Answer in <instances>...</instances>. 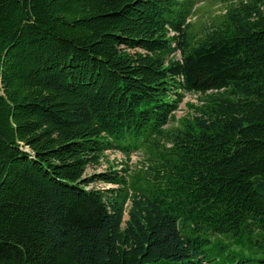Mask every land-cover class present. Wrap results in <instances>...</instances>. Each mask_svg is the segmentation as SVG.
<instances>
[{"label":"trees","instance_id":"1","mask_svg":"<svg viewBox=\"0 0 264 264\" xmlns=\"http://www.w3.org/2000/svg\"><path fill=\"white\" fill-rule=\"evenodd\" d=\"M194 9L0 0V264H243L230 249L244 241L264 253V0L198 39ZM185 94L202 102L170 125ZM107 150H144L147 176L87 174Z\"/></svg>","mask_w":264,"mask_h":264},{"label":"rangeland","instance_id":"2","mask_svg":"<svg viewBox=\"0 0 264 264\" xmlns=\"http://www.w3.org/2000/svg\"><path fill=\"white\" fill-rule=\"evenodd\" d=\"M242 0H195V9L189 19V33L192 37L198 39L209 29L220 26L226 21L225 13L231 5L239 4ZM179 57V55H177ZM201 96L199 94H185L183 101L180 103L178 110L174 114V121L170 125L178 124L182 118L192 117L196 114L195 108L201 104ZM103 167L96 170L89 168L87 174L92 175L107 170H123L127 169V174L131 176L130 181L135 185L141 182L147 176V169L151 162L149 155L141 150L133 152L130 159L124 156L122 152L107 150ZM149 170V169H148ZM97 187H104L105 184L97 182ZM246 239V238H243ZM243 243H247L244 241ZM243 243L235 244L230 250L232 253L250 259L243 264H261L260 259L264 256L261 248L258 246L247 247ZM241 264V263H239Z\"/></svg>","mask_w":264,"mask_h":264},{"label":"bare ground","instance_id":"3","mask_svg":"<svg viewBox=\"0 0 264 264\" xmlns=\"http://www.w3.org/2000/svg\"><path fill=\"white\" fill-rule=\"evenodd\" d=\"M125 156V155H124Z\"/></svg>","mask_w":264,"mask_h":264}]
</instances>
